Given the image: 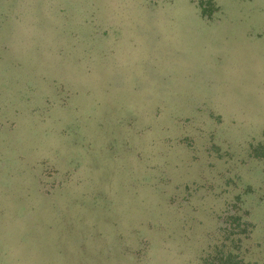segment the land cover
<instances>
[{
    "label": "rangeland",
    "instance_id": "rangeland-1",
    "mask_svg": "<svg viewBox=\"0 0 264 264\" xmlns=\"http://www.w3.org/2000/svg\"><path fill=\"white\" fill-rule=\"evenodd\" d=\"M264 264V0H0V264Z\"/></svg>",
    "mask_w": 264,
    "mask_h": 264
},
{
    "label": "trees",
    "instance_id": "trees-1",
    "mask_svg": "<svg viewBox=\"0 0 264 264\" xmlns=\"http://www.w3.org/2000/svg\"><path fill=\"white\" fill-rule=\"evenodd\" d=\"M216 261V264H246L243 261L237 259V255H235L233 252L223 255L221 259L216 258ZM248 264L252 263L249 262Z\"/></svg>",
    "mask_w": 264,
    "mask_h": 264
}]
</instances>
